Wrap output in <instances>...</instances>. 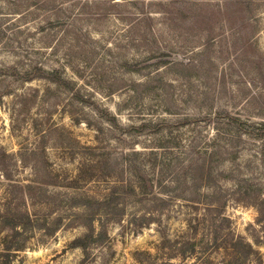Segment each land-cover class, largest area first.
Returning a JSON list of instances; mask_svg holds the SVG:
<instances>
[{"label":"rangeland","instance_id":"1","mask_svg":"<svg viewBox=\"0 0 264 264\" xmlns=\"http://www.w3.org/2000/svg\"><path fill=\"white\" fill-rule=\"evenodd\" d=\"M7 251L264 264V0H0Z\"/></svg>","mask_w":264,"mask_h":264},{"label":"trees","instance_id":"2","mask_svg":"<svg viewBox=\"0 0 264 264\" xmlns=\"http://www.w3.org/2000/svg\"><path fill=\"white\" fill-rule=\"evenodd\" d=\"M45 71V70H44ZM37 73V72H36ZM47 73V75L48 76H50L54 81H56V82H58V83H60V84H66V82H65V80L63 79V77H61L58 73H56V72H46ZM37 75V74H36ZM231 117V121L232 122H236V123H238L239 121H240V119L239 118H237V117H232V116H230ZM143 125H146V124H143ZM206 173V176H207V174L209 173V171H206L205 172ZM94 211H92V213H93ZM91 213V214H92ZM117 213V212H116ZM81 240V238H77V239H75L74 241L76 242V245H77V243H79V241ZM241 241H239V240H235V242H234V244H233V246L231 247L232 249H238V244L240 243ZM247 245L249 246V248L250 249H253L252 248V245H250V244H248L247 243ZM8 250L10 249L9 247L7 248ZM15 249H18V248H15ZM10 257H9V251H7L6 252V261H5V263L4 264H8L9 263V261H10Z\"/></svg>","mask_w":264,"mask_h":264}]
</instances>
